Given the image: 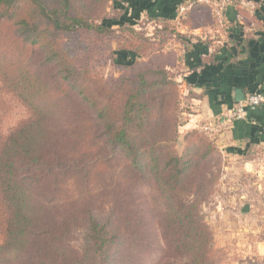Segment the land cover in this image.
Returning <instances> with one entry per match:
<instances>
[{"label": "trees", "instance_id": "16d2710c", "mask_svg": "<svg viewBox=\"0 0 264 264\" xmlns=\"http://www.w3.org/2000/svg\"><path fill=\"white\" fill-rule=\"evenodd\" d=\"M92 2L89 8L85 0H0V22L10 23L17 38L44 54L43 63L35 66L23 47H16L17 58L0 47L6 90L30 112L7 133L0 132V264H63L69 250L62 227L69 219L51 208L61 194L76 208V197L65 194L67 181L87 186L99 179L106 163L101 149L107 144L123 154L135 180H145L146 173L152 178L145 215L149 228L161 229L166 246L151 254L147 264H221L209 226L198 215L199 203L214 183L212 174L209 178L202 170L214 159L221 130L206 136L191 129L183 150L176 151L180 94L172 71L179 55L164 48L171 34L181 41L186 37L179 27L216 28V17L208 5L192 2L178 19L164 18L159 38L147 37L121 22L122 13L104 15L107 0ZM119 36L123 42L113 50L110 42ZM121 53L128 61L115 58ZM102 60H110L119 74L99 73L96 64ZM65 88L77 99L69 107L57 99ZM78 109L84 110V122ZM97 133L102 144L96 142ZM86 209L85 248L77 264L146 261L138 254L148 231L135 221L140 210L129 214L117 235L90 206ZM77 221L73 212L72 224Z\"/></svg>", "mask_w": 264, "mask_h": 264}, {"label": "rangeland", "instance_id": "374dc122", "mask_svg": "<svg viewBox=\"0 0 264 264\" xmlns=\"http://www.w3.org/2000/svg\"><path fill=\"white\" fill-rule=\"evenodd\" d=\"M85 1L91 8L92 0ZM133 3L136 2L133 0L130 2L107 0L104 15L120 12V14L122 13L121 22L132 24L133 28L144 33L147 37L159 38L157 33L164 27V23L142 17L139 13L136 14L135 10L130 7V4ZM9 24L0 22V47L11 51L12 58H17L16 52L20 48L16 47L21 46L35 66L43 63V52L29 43L21 41L19 37L17 38L14 28ZM228 28L229 26L226 24V28H221V32L226 33ZM122 40V36L113 38L110 47L117 50L122 44ZM178 40L180 39L171 34L165 42L164 48L174 50V44ZM115 58L119 61H128L130 57L126 60L125 54L121 53L116 54ZM136 59L143 60V57L138 55ZM96 67L97 71L106 77L117 76L120 72L111 64L110 60H102L96 64ZM175 68L172 72L178 83L180 102L178 136L174 146L176 151L181 152L185 145L184 135L191 129L199 130L206 136L209 134L199 128L201 124L196 127H186L191 108L187 100L186 89L181 86L180 73ZM47 69L49 71L53 68ZM51 72L54 73L53 70ZM4 78V75L0 73V132L2 134L7 133L15 124L30 115L29 106L21 102L12 92L6 90ZM57 99L63 107H69L77 101L68 88H65V91L58 95ZM78 113L80 120L84 122L86 120L84 110L78 109ZM69 114L71 116V113ZM60 136H64L63 132L60 133ZM96 142L103 143L98 133ZM259 146L248 147V150L243 152L233 146L229 148L222 146L221 148L216 143L217 151L214 159L209 161L205 169L202 170V173L209 178V174H212L214 183L211 193L200 201L198 215L202 216L209 226L213 237L212 248L221 264H264V182L259 181L264 178V175H261L264 169V153L260 155L261 152H264V146L262 144ZM101 151L106 163L100 167L99 179H95V181L93 179L87 186L73 180L67 181L65 194H72L76 197V208L71 209L64 194L59 195L56 208H51V213L61 216L62 219H69L62 227V231L66 234L65 241L69 250L63 264H77V260L80 261L84 254L86 233L84 217L86 208L89 206L97 220L106 223L110 231L117 235L123 233L122 224L126 218H129V214L132 212V216L135 211L140 210L141 214H136L135 221H142V228L148 231L147 240L140 246L138 254L146 259L142 264H147L151 254L160 249L165 250L166 246L161 229L154 226L149 228L151 220L149 216L145 215L151 201V190L147 184L151 183L152 178L146 173L145 180H135L131 171L125 168L124 156L118 149L107 144ZM251 151L254 154H251ZM256 157L259 158L255 160ZM256 162H260V165L256 166ZM256 168L258 172H256ZM110 182H113L111 186L108 185ZM119 192H123L120 198L118 197ZM190 200L191 198H187L186 203ZM134 205H138L139 209ZM126 208H129V211ZM73 212L78 218L74 224H72ZM2 218L0 214V243L3 240ZM170 255L174 256L176 260L179 259L175 254L170 253Z\"/></svg>", "mask_w": 264, "mask_h": 264}, {"label": "crops", "instance_id": "0c3cea01", "mask_svg": "<svg viewBox=\"0 0 264 264\" xmlns=\"http://www.w3.org/2000/svg\"><path fill=\"white\" fill-rule=\"evenodd\" d=\"M133 1L136 3L130 7L136 14L159 23L164 18L175 17L177 5L186 2ZM223 16L229 26L226 33L218 26L209 25L191 30L178 28L186 35L173 47L179 55L176 68L191 108L187 128L214 122L225 108L240 100V95L257 90L264 94V0H234ZM216 143L221 148L233 146L243 152L251 146H264V103L250 109L246 120L221 129ZM259 181L264 182V178Z\"/></svg>", "mask_w": 264, "mask_h": 264}, {"label": "built area", "instance_id": "2783aa9c", "mask_svg": "<svg viewBox=\"0 0 264 264\" xmlns=\"http://www.w3.org/2000/svg\"><path fill=\"white\" fill-rule=\"evenodd\" d=\"M192 2H199L208 5L216 17L217 26L225 29L226 23L224 20V10L231 4L232 0H188L177 5L176 19L183 15L190 7ZM264 102V94L261 91L248 93L244 96L243 100H239L232 106L227 107L221 113L220 117L211 123H203L200 129L207 134L217 132L225 127L231 126L236 120H246L248 109L260 105Z\"/></svg>", "mask_w": 264, "mask_h": 264}, {"label": "water", "instance_id": "95a60500", "mask_svg": "<svg viewBox=\"0 0 264 264\" xmlns=\"http://www.w3.org/2000/svg\"><path fill=\"white\" fill-rule=\"evenodd\" d=\"M240 97H241L240 100H243L244 96L243 95H240Z\"/></svg>", "mask_w": 264, "mask_h": 264}]
</instances>
